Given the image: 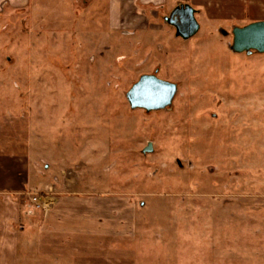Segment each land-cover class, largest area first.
Listing matches in <instances>:
<instances>
[{
	"label": "rangeland",
	"instance_id": "rangeland-1",
	"mask_svg": "<svg viewBox=\"0 0 264 264\" xmlns=\"http://www.w3.org/2000/svg\"><path fill=\"white\" fill-rule=\"evenodd\" d=\"M112 2L0 3V160L33 209L4 258L264 264V54L230 49L264 0ZM178 5L199 24L187 40L165 22ZM147 74L176 84L168 108L129 107Z\"/></svg>",
	"mask_w": 264,
	"mask_h": 264
},
{
	"label": "water",
	"instance_id": "water-1",
	"mask_svg": "<svg viewBox=\"0 0 264 264\" xmlns=\"http://www.w3.org/2000/svg\"><path fill=\"white\" fill-rule=\"evenodd\" d=\"M165 22L172 26L176 36L187 40L199 30L195 19V11L187 5L175 7ZM232 42L230 49L233 53L264 54V21L233 27L231 29ZM177 91L174 83L158 79L155 75H141L129 88L125 98L132 110L141 109L146 112L160 111L168 108ZM150 150V144L145 151Z\"/></svg>",
	"mask_w": 264,
	"mask_h": 264
},
{
	"label": "crops",
	"instance_id": "crops-1",
	"mask_svg": "<svg viewBox=\"0 0 264 264\" xmlns=\"http://www.w3.org/2000/svg\"><path fill=\"white\" fill-rule=\"evenodd\" d=\"M17 1L19 0H0V3L11 2L15 5ZM224 1L226 0H203V3H210L212 5L218 3L216 8L220 10L222 2ZM112 3L113 7L115 5V0H113ZM4 163V161L0 160V264H9L10 261H7V259L4 258L5 256H3V250L10 249V258H12L11 262H13L16 258L15 251H17V243L15 244V242L18 238L17 234H14V232L24 230L25 228L24 226H18L19 220L22 218H20V215L30 217L32 214L28 211L33 209L26 206L23 207V210L20 212L19 206L21 202L19 199L25 192H28L26 189L28 179L26 176H21L20 169L19 173L10 174L8 170H12L14 165H8V167Z\"/></svg>",
	"mask_w": 264,
	"mask_h": 264
},
{
	"label": "built area",
	"instance_id": "built-area-1",
	"mask_svg": "<svg viewBox=\"0 0 264 264\" xmlns=\"http://www.w3.org/2000/svg\"><path fill=\"white\" fill-rule=\"evenodd\" d=\"M48 190V194H30L28 195L30 203L34 206L35 209H41L42 211H47L48 206L52 203V198H50V192Z\"/></svg>",
	"mask_w": 264,
	"mask_h": 264
}]
</instances>
